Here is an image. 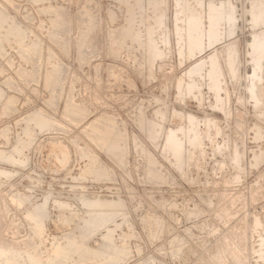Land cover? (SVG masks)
<instances>
[{
	"label": "rangeland",
	"instance_id": "rangeland-1",
	"mask_svg": "<svg viewBox=\"0 0 264 264\" xmlns=\"http://www.w3.org/2000/svg\"><path fill=\"white\" fill-rule=\"evenodd\" d=\"M2 13L0 242L18 264H264V0Z\"/></svg>",
	"mask_w": 264,
	"mask_h": 264
},
{
	"label": "bare ground",
	"instance_id": "bare-ground-1",
	"mask_svg": "<svg viewBox=\"0 0 264 264\" xmlns=\"http://www.w3.org/2000/svg\"><path fill=\"white\" fill-rule=\"evenodd\" d=\"M2 16H3V13L1 14ZM6 17V16H5ZM1 19L2 18H4V16L3 17H0ZM111 33V32H110ZM114 34V33H113ZM17 35V34H16ZM57 36H58V34H56ZM56 38H59V37H56ZM60 39H62V37L60 38ZM113 39V38H112ZM88 41V40H87ZM86 41V42H87ZM258 42V41H257ZM121 43V42H120ZM66 44H67V42H66ZM111 44H112V42H111ZM35 48V47H34ZM113 53L114 52H116V50L115 49H119V45H118V43H114L113 44ZM115 50V51H114ZM31 51V50H30ZM30 53V52H29ZM31 54V53H30ZM116 54V53H115ZM48 55V54H47ZM43 57V56H42ZM31 58V57H30ZM33 59V62L34 61H36L35 60V58H32ZM42 63V62H41ZM33 64V63H32ZM37 64V63H36ZM39 64V63H38ZM33 66V65H32ZM35 66H37V65H35ZM34 67V66H33ZM59 68V67H58ZM35 70V69H34ZM55 69H53V71H54ZM32 72V71H31ZM46 72V71H45ZM32 73H34V71L32 72ZM30 77V76H29ZM22 82V81H21ZM34 84V83H33ZM26 85V84H25ZM58 90V89H57ZM69 97V96H68ZM67 98V97H66ZM11 104V103H10ZM87 114V113H86ZM44 116V115H43ZM105 116H106V114H105ZM97 118V117H96ZM42 124V123H41ZM110 124V123H109ZM57 125V124H56ZM105 126V125H104ZM113 130V129H112ZM110 131H111V129H110ZM106 137V136H105ZM109 138V137H108ZM120 138V137H119ZM91 141V140H90ZM135 142V141H134ZM61 149V148H60ZM59 149V150H60ZM64 150V149H63ZM177 150V149H176ZM68 152V151H67ZM95 154V153H94ZM88 157V156H87ZM108 170V169H107ZM108 207V206H107ZM98 208H99V206H98ZM110 207H108V208H106L105 206L103 207V209L105 210H110L109 209ZM102 210V209H101ZM36 228V227H35ZM37 229H38V226H37ZM36 229V230H37ZM1 230V229H0ZM40 231V230H39ZM42 231H40V233H41ZM38 233V232H37ZM36 235V234H35ZM37 237V236H36ZM43 238H45V237H43ZM3 242L4 241H2V242H0L1 244H0V264H18V262H19V260H20V257H21V254L19 253V252H17L15 249L13 250V249H10V248H6L7 246H5V245H7V244H5L4 246H3ZM51 251V250H50ZM73 251V250H72ZM57 254H58V252H57ZM43 255V254H42ZM58 256V255H57ZM37 257H40V256H37ZM48 257V256H47ZM53 257H54V255H53ZM41 258V257H40ZM50 258V257H49ZM43 259H45V258H43ZM22 260V259H21ZM25 260V259H24ZM26 260H28V259H26ZM25 260V261H26ZM36 260V257H35V259H33L32 261H35ZM38 260V259H37ZM46 260V259H45ZM54 260V259H53ZM57 260V259H56ZM124 260V259H123ZM47 261V260H46ZM22 262V261H21ZM20 262V263H21ZM27 262V261H26ZM51 262V261H50ZM19 263V264H20ZM23 263V262H22ZM33 264V263H32Z\"/></svg>",
	"mask_w": 264,
	"mask_h": 264
}]
</instances>
